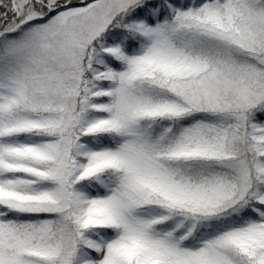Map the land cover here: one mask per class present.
Segmentation results:
<instances>
[{"label": "snow or ice", "instance_id": "6c2138e0", "mask_svg": "<svg viewBox=\"0 0 264 264\" xmlns=\"http://www.w3.org/2000/svg\"><path fill=\"white\" fill-rule=\"evenodd\" d=\"M0 264H264V0H0Z\"/></svg>", "mask_w": 264, "mask_h": 264}]
</instances>
